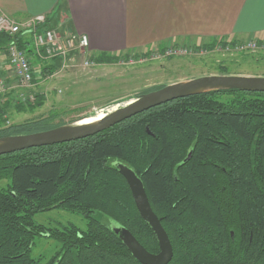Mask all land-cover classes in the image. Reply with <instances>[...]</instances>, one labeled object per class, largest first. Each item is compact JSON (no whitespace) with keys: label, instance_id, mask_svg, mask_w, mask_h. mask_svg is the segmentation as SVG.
I'll use <instances>...</instances> for the list:
<instances>
[{"label":"trees","instance_id":"16d2710c","mask_svg":"<svg viewBox=\"0 0 264 264\" xmlns=\"http://www.w3.org/2000/svg\"><path fill=\"white\" fill-rule=\"evenodd\" d=\"M46 28L48 21L39 26ZM14 39L32 59L35 84L58 70L62 59H40L32 34L24 31L0 33V53L8 55ZM235 41L217 37L195 48ZM90 57L117 61L108 52ZM225 70L221 74H229ZM35 99L32 110L46 97ZM8 106L0 94V137L65 123L54 122L60 113L52 109L5 126ZM119 163L145 183L173 246L168 264H264V92L239 89L177 98L85 138L0 155V179L8 181L0 188V264H143L112 230L111 219L159 252ZM54 209L80 214L85 227L35 220ZM38 236L59 242L49 258L33 256Z\"/></svg>","mask_w":264,"mask_h":264},{"label":"rangeland","instance_id":"374dc122","mask_svg":"<svg viewBox=\"0 0 264 264\" xmlns=\"http://www.w3.org/2000/svg\"><path fill=\"white\" fill-rule=\"evenodd\" d=\"M250 41L259 43L263 40L237 39L235 43L217 44L209 50L201 46L195 48V43L186 40L167 41L163 46L116 53L117 61L96 63L88 68L79 65L82 57L79 54L73 66L62 69L60 66L56 74L48 75L37 84L32 82L29 87L19 85L9 68L8 80H0L1 102L9 103L5 126L36 119L52 109L60 113L54 122L70 123L89 113L96 116L120 107L127 102V98H135L147 89L203 75L221 74L222 69L229 74L264 76V49H261L264 44L253 48L248 45ZM180 47L187 48L188 53L169 54L170 48ZM85 54H91L89 49ZM69 63L73 64V61ZM36 94L44 95L46 99L41 107L32 110L30 106L37 104ZM7 182L0 179V188ZM35 220L48 226L73 222L85 227V220L80 214L63 209L38 213ZM59 246L54 239L38 236L32 254L49 258Z\"/></svg>","mask_w":264,"mask_h":264},{"label":"crops","instance_id":"0c3cea01","mask_svg":"<svg viewBox=\"0 0 264 264\" xmlns=\"http://www.w3.org/2000/svg\"><path fill=\"white\" fill-rule=\"evenodd\" d=\"M0 9L18 22L45 17L63 34H86L91 53L180 40L201 45L217 37L264 40V0H0ZM9 68L8 55L0 53L2 82Z\"/></svg>","mask_w":264,"mask_h":264},{"label":"water","instance_id":"95a60500","mask_svg":"<svg viewBox=\"0 0 264 264\" xmlns=\"http://www.w3.org/2000/svg\"><path fill=\"white\" fill-rule=\"evenodd\" d=\"M239 89L244 91L264 92V76L241 75V74H210L188 80L176 81L164 86L138 95L127 100L120 107L105 112L103 118L81 123V121L92 117L84 116L76 121L36 131L32 133L14 134L0 137V155L24 150L31 147L45 146L63 143L80 138H85L101 132L116 123L129 118L137 113L163 104L165 102L212 90ZM189 152L184 162L191 158ZM120 173L125 177L137 209L142 218L148 222L159 242L160 251L150 252L125 226L114 219L110 225L115 233L131 251L133 256L143 264H168L173 257V246L169 235L165 230L161 218L155 213L149 200L144 182L137 173L122 163L117 165Z\"/></svg>","mask_w":264,"mask_h":264},{"label":"built area","instance_id":"2783aa9c","mask_svg":"<svg viewBox=\"0 0 264 264\" xmlns=\"http://www.w3.org/2000/svg\"><path fill=\"white\" fill-rule=\"evenodd\" d=\"M45 21V17H37L26 23L18 22L0 9V33L15 36L17 33L24 31L32 34L36 54L43 61L61 58L62 68H68L76 63V55L80 54L82 57L79 65L83 68L91 67L97 63L91 59L90 55L85 54L89 49L88 35L73 32L63 34L56 28L40 30L39 26ZM260 43L264 44V40L259 43L250 41L248 45L249 47L258 48L257 44ZM261 49H264V45ZM188 51L187 48H170L169 54L182 55L188 53ZM8 57L14 77L19 85L29 87L33 82L34 65L26 51L18 47L16 39L12 40L10 44ZM69 61H73V64H70ZM1 92L0 90V94Z\"/></svg>","mask_w":264,"mask_h":264},{"label":"bare ground","instance_id":"6f19581e","mask_svg":"<svg viewBox=\"0 0 264 264\" xmlns=\"http://www.w3.org/2000/svg\"><path fill=\"white\" fill-rule=\"evenodd\" d=\"M104 115H105V113H103V114H98V115H96V116H93V117H90V118H87V119L81 121V123H85V122H93V121L99 120V119L103 118Z\"/></svg>","mask_w":264,"mask_h":264},{"label":"flooded vegetation","instance_id":"af4514ba","mask_svg":"<svg viewBox=\"0 0 264 264\" xmlns=\"http://www.w3.org/2000/svg\"><path fill=\"white\" fill-rule=\"evenodd\" d=\"M151 90H154V89H151ZM151 90H149V91H151ZM148 92V91H147ZM143 93H145V92H143ZM142 94V93H141ZM120 164V163H119ZM118 169V168H117ZM141 178V177H140ZM142 179V178H141ZM143 181V180H142ZM144 182V181H143ZM144 185H145V183H144ZM145 188H146V186H145ZM146 192H147V189H146ZM147 194H148V192H147ZM149 197V196H148Z\"/></svg>","mask_w":264,"mask_h":264}]
</instances>
